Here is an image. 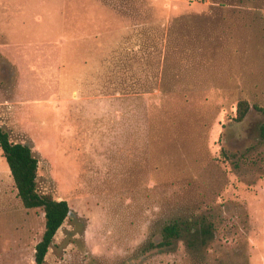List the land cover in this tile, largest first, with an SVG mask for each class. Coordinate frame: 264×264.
I'll use <instances>...</instances> for the list:
<instances>
[{"label":"rangeland","instance_id":"1","mask_svg":"<svg viewBox=\"0 0 264 264\" xmlns=\"http://www.w3.org/2000/svg\"><path fill=\"white\" fill-rule=\"evenodd\" d=\"M264 0H0V126L69 213L43 264H264ZM224 152L226 153H223ZM204 245L154 247L173 220ZM0 149V264H33Z\"/></svg>","mask_w":264,"mask_h":264},{"label":"trees","instance_id":"2","mask_svg":"<svg viewBox=\"0 0 264 264\" xmlns=\"http://www.w3.org/2000/svg\"><path fill=\"white\" fill-rule=\"evenodd\" d=\"M261 113L263 122L259 126L260 136L264 139V107L249 103L245 99L237 101L235 121H242L249 111ZM0 149L17 189V195L25 208H42L44 212V230L34 247L33 264H43L53 237L68 215L69 206L65 199H55L50 193H40L36 186L37 158L30 147L12 142L8 133L0 126ZM224 152V149L222 151ZM226 155V153H225ZM184 238L189 247L204 245L212 238L210 223L201 220H173L161 229V239L154 247H168L174 240Z\"/></svg>","mask_w":264,"mask_h":264},{"label":"water","instance_id":"3","mask_svg":"<svg viewBox=\"0 0 264 264\" xmlns=\"http://www.w3.org/2000/svg\"><path fill=\"white\" fill-rule=\"evenodd\" d=\"M69 213V212H68Z\"/></svg>","mask_w":264,"mask_h":264}]
</instances>
